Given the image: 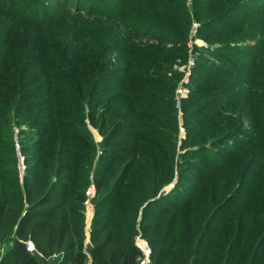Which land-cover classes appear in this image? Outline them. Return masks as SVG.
<instances>
[{
    "label": "trees",
    "instance_id": "obj_1",
    "mask_svg": "<svg viewBox=\"0 0 264 264\" xmlns=\"http://www.w3.org/2000/svg\"><path fill=\"white\" fill-rule=\"evenodd\" d=\"M113 1L109 7L114 9L108 12L90 7L85 11L74 0H0V65L6 64L8 54L15 55L24 63H31L29 72L43 67L41 72L53 87L42 92L39 98L52 103L49 107L51 128L19 130L24 139L27 135H36L43 140L36 141L33 148L46 145L38 153V162L24 154L27 171L20 179L16 156L13 159L15 175H0V242L8 244L0 264H139L141 251L135 244L139 234L151 244L154 264H264V82L258 68L264 65V48L263 53L256 54L259 60L249 62L242 51L238 52V47L226 45L228 49L234 47L228 52L238 54L246 64L234 68L231 62H224L235 70L254 75L243 87L252 93L249 99L254 96L249 106L250 116L258 120L262 130L252 139L245 124L237 133L228 132L210 144L196 145L197 149L189 152L188 155L204 156L218 165L221 162L222 169L230 170L227 179L221 184L210 183L208 191H203V197L197 201L199 191L192 183L207 184L187 174L185 167L178 163L172 130L163 131L162 124L154 118L164 119L161 111L170 109L176 113L177 125L167 122L173 131L177 127L180 134L182 125L187 136L190 127H201L196 123L205 121L208 115L204 113L210 112L200 110L198 120L194 113L186 111L185 104L213 74L194 66L191 93L182 100L180 108L176 95L172 97V106L160 101L166 97L160 83L168 79L163 71L170 69L171 59L167 55L172 51L165 47L169 37L162 36L159 41V35L152 33L159 28L171 36L181 35L186 39L188 35L178 32L175 23L167 22V7H173L174 3L122 0L118 5ZM180 3L185 5L184 0ZM237 9L240 10L239 6ZM133 17L132 22L128 21L132 26H127L125 21ZM119 34L130 39L123 43L127 46L128 63L122 67L111 52ZM132 39L158 44L144 47L139 53L140 48L136 49ZM82 40H88L92 48L66 53L63 42L80 44ZM256 46L247 44L245 48L254 53ZM32 56L39 57L36 65ZM68 74L78 80L74 81ZM63 77H68V82ZM69 80L72 84L75 82L72 88ZM4 90L1 93L8 97V90ZM113 95L117 98L124 95L117 104L126 105L116 116L127 117L123 125L128 132L121 130L119 136L105 133L103 145L132 137L136 131L144 135L139 139L144 145L141 153L134 152L125 162L122 161L124 150L117 146H107L98 156L99 143L95 142L86 121L89 114L88 119L95 126L90 110L86 113V107L91 105L88 98ZM3 102L0 96V103ZM221 107L228 109L223 104ZM3 113L0 110L1 116H5ZM105 127L102 122L97 130L103 134ZM29 149L23 146V152ZM246 150L252 151L257 163L262 162L256 174L245 165L250 159L243 164H238L240 159L232 162ZM197 163L205 165L202 161ZM91 175L97 184V194L92 200L95 211L90 243L86 247L85 202ZM231 177L234 182L228 191ZM249 178H253L252 187L245 183ZM171 184L174 186L166 190ZM246 188L250 189L245 194L248 201L242 197ZM221 213L226 217H220ZM28 240L33 241L43 257L28 250Z\"/></svg>",
    "mask_w": 264,
    "mask_h": 264
},
{
    "label": "rangeland",
    "instance_id": "obj_2",
    "mask_svg": "<svg viewBox=\"0 0 264 264\" xmlns=\"http://www.w3.org/2000/svg\"><path fill=\"white\" fill-rule=\"evenodd\" d=\"M116 1L118 5L122 2V0ZM170 1L174 3V6L167 7V22L175 23L178 32L187 33L188 35L186 39L181 38V35L171 36L170 33L165 30H160L159 28H156V33H152L154 35H159L157 36L159 41L163 38L162 36L169 37L168 41H165V47L172 51L170 55H167L171 59L170 69L163 71L168 79L160 83L166 97L160 98L159 100L172 106V97L176 95L175 100L177 102V91L186 76V72H190L192 76L195 69L194 66L196 65L200 67L202 71H208L213 74L209 82L203 83L201 87H197L199 91H197L194 97L185 104L186 111L191 114L194 113L197 119L199 116L197 112L200 110H208L210 112L208 114L204 113L208 115L205 121L198 119L199 122H195L197 125H201V127H190L189 136H186L184 127L180 126L179 134V128L178 131L177 127L176 131H173V126L167 124L168 122L177 125L174 120V114H176L174 110L170 111L169 109V111H161L164 119L158 117L154 118L155 122L162 124L161 129L163 131L172 130L171 132L174 134L173 143L176 144L174 154L177 156L178 163L185 167V170H187L186 172H188L187 174H190V176H197L199 180H203L204 183L207 184L206 186L199 185V187L198 183H192L194 184V188H196L195 190L199 191L196 197L198 201L200 197H203V191H208L210 183L221 184L225 177L226 179L228 178L230 170L228 168L225 170L222 169L221 162L218 165L217 163L209 162V159H205L204 156H198L192 153L188 155L189 152L193 149H197L196 145L202 146L210 144L213 139L223 134L226 135L228 132L237 133L244 128L245 124L249 126L247 129H249L252 139L257 137L262 130L258 125V120H254L250 116L249 106L254 96L249 99L252 93H249L250 90L243 87L245 82L249 83L253 80L254 75L252 72L246 70L234 69L238 68L240 64L246 63L245 60L239 59L238 54L234 55L233 52H228V50L234 47L228 49L226 45L238 47L237 49H240L238 52L241 53L242 51L244 53L242 54L250 59L249 62L259 60L257 55L263 53L264 48V0H184L185 5L179 4L180 0ZM74 2L85 11L89 7L92 10L104 8L108 12L114 9L113 6L109 7L110 3H114L113 0H74ZM238 6L240 10L237 9ZM54 15L56 16V13H54ZM245 15L246 17L244 18L243 16ZM91 18L92 16H90V19ZM134 18L135 17L128 19L125 21V24L127 26H132L128 21L132 22ZM255 18L258 19L252 21ZM142 23L148 24L146 21H142ZM225 24H227V26H225ZM222 25L225 26V28L219 29ZM84 31L86 32V28ZM250 36H255V38H251ZM129 41L130 39L119 34L116 37V41L113 43L115 48L111 52L116 55L118 60L116 63H120L121 67L128 63L127 46H124L123 43ZM79 43L80 44H72L63 42V46H65V49L68 51L66 53L69 55L73 50L77 53L79 50L92 48L88 40H82L79 41ZM132 44H134L136 49L140 48L139 53H141L144 47L158 44V42L132 39ZM247 44H257L254 53L248 51L249 49L246 50L245 47ZM130 46L133 47V45ZM216 46L218 47L216 48ZM1 54L2 51L0 50V55ZM243 55L242 57H244ZM32 57L36 61V65L39 57ZM224 60L231 62L235 67L233 68L226 64ZM5 61L6 64L0 65V96L4 98V102L0 103V110L4 111L3 115H5H0V167H2L0 169V175L6 173L9 174L10 177L15 175L13 171L15 166L13 159L17 156L20 179H22V176L27 171L24 154L35 160L38 158V153H40L46 145L41 144L37 148H33L36 141L42 143L43 140L36 137V135H27L24 139V135L20 133L19 130L32 132L31 130L34 129L49 130V128H51L52 120L50 119L51 111L49 107L52 103H48V100H45L44 97L41 99L39 98L44 94L42 92L51 91L53 87L41 72L44 70L43 67L37 69L39 72H29L31 63H24L18 57L11 54L6 56ZM258 68L259 72L263 73L262 82H264V65ZM68 76L74 81L78 80L76 76L71 77L69 74ZM63 78L68 82V77ZM74 81L72 84L69 80L71 88L75 83ZM4 88L9 92L8 97L1 93L5 91ZM13 91H16V93ZM147 92L152 95L151 98H155L154 93L149 90H147ZM12 95L13 99L11 98ZM121 96L124 95H120V97ZM120 97L117 98V96L114 97L113 95L106 98H101L100 96L93 99L91 97L88 98L90 99L91 105L86 107V113L90 110L96 127L90 123V118L88 119L89 114H87L86 121L89 122L88 125L92 130L95 142L99 143L98 156L100 157L102 155V150H105L107 146H113L114 148L117 146L119 149L124 150L123 155H125L122 161L125 162L134 155V152L136 155L141 153L144 145L140 143L139 139L144 138V135L136 131L131 135L132 137L126 136L121 139L112 140L108 145H103L105 133H116L117 136H119L118 134L123 132L121 130L128 132L123 125V122L128 120L127 117L116 116V112L119 111L123 105H126V103L121 105L117 104ZM123 101L127 102L126 99ZM221 104L227 106L228 109H222L223 107H221ZM7 105L8 107L6 108ZM177 106L179 107L178 102ZM138 116L144 118L143 115H137V117ZM134 121L135 120L130 122L133 123ZM102 122H104L106 126L103 134L97 130V126H102ZM8 126H11V128ZM148 140L152 139L149 138ZM257 144L259 143H256V145ZM23 146H29L30 149L23 152ZM12 147L14 149H12ZM8 148H10V150H8ZM98 156L96 157L94 168H92L93 173L95 172V168H97ZM226 157L227 154L222 156L223 159ZM238 159H240L238 164L246 163L247 159H250L251 162H247L245 165L253 174H256L262 168V162L257 163V159L252 158V151H243V153L236 155L232 162L237 163ZM197 160L199 162L202 161L205 165L198 164ZM33 162L34 161L30 164H33ZM36 162H38L37 159ZM106 164H109V162H106ZM90 178L91 183H95L93 175H91ZM233 182L234 178L231 177L229 183H227L228 191L232 188ZM245 183L247 186L252 187L254 184L253 178L247 179ZM173 186L174 184H171L165 187V189L170 190ZM249 191L250 189L246 188L242 196L244 200L248 201V197L245 196V194ZM221 216L224 217L225 215L221 213L220 217ZM7 246L8 244H5V242H0V258L5 253Z\"/></svg>",
    "mask_w": 264,
    "mask_h": 264
},
{
    "label": "built area",
    "instance_id": "obj_3",
    "mask_svg": "<svg viewBox=\"0 0 264 264\" xmlns=\"http://www.w3.org/2000/svg\"><path fill=\"white\" fill-rule=\"evenodd\" d=\"M183 70L185 71L184 68ZM190 76H191L190 72H186V76L181 82L182 84L178 88L177 102H178L179 107L181 105V101L185 98H188L191 93V88H190L191 77ZM86 194H87V200L85 203H86L87 208L93 207L94 204L92 200L97 194V186L94 182L90 184V186L88 187L86 191ZM26 207H29V205L26 204ZM26 244L30 252L39 254L40 256L43 257L42 253L38 251V249L36 248L32 240L26 241ZM135 244L141 251V256L139 258V264H154L153 256H152L153 249L149 241L146 238H144L142 234H139L138 236H136Z\"/></svg>",
    "mask_w": 264,
    "mask_h": 264
},
{
    "label": "crops",
    "instance_id": "obj_4",
    "mask_svg": "<svg viewBox=\"0 0 264 264\" xmlns=\"http://www.w3.org/2000/svg\"><path fill=\"white\" fill-rule=\"evenodd\" d=\"M94 206L93 207H90V208H87V212H86V215H87V226H86V247L87 245H89L90 243V228H91V223H92V219H93V216H94Z\"/></svg>",
    "mask_w": 264,
    "mask_h": 264
}]
</instances>
